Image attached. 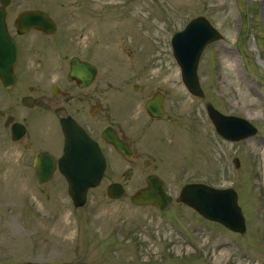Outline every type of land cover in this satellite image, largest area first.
<instances>
[{
	"label": "rangeland",
	"instance_id": "374dc122",
	"mask_svg": "<svg viewBox=\"0 0 264 264\" xmlns=\"http://www.w3.org/2000/svg\"><path fill=\"white\" fill-rule=\"evenodd\" d=\"M21 3L14 1L11 15L23 7H48L53 15L61 14L55 17L60 24L75 25L74 34L79 33L86 4L89 8L103 4L99 32L104 33L103 46L89 44L88 57L94 61L93 52L103 51L106 61L121 58L117 68L124 65L123 45L144 50L145 54L129 58L138 66L136 70L154 60L148 70L152 82L147 90L159 87L165 92V115L148 124L142 106L135 108L137 125L148 124L149 131L134 144L149 166L141 165L140 159L127 180L126 195L115 200L106 196L105 187L125 179L108 168L101 184L87 192L81 207H74L60 176L46 186L37 183L30 175V155L20 156L22 147L0 138V264H264V0ZM125 6L134 10L127 15ZM197 16L205 17L222 35L208 43L198 61L203 97L184 87L170 41ZM114 71L105 69L101 75L105 87L111 84L108 95H113L112 89L120 82V74L116 78ZM144 82L131 77L128 88ZM207 102L225 115L246 119L256 127V134L240 141L223 139L208 117ZM7 147L12 150L4 152ZM126 166L124 163L120 171ZM151 168L173 197L164 211L135 206L128 199L144 185ZM187 182L233 187L245 218V232H232L178 202L180 188Z\"/></svg>",
	"mask_w": 264,
	"mask_h": 264
},
{
	"label": "flooded vegetation",
	"instance_id": "af4514ba",
	"mask_svg": "<svg viewBox=\"0 0 264 264\" xmlns=\"http://www.w3.org/2000/svg\"><path fill=\"white\" fill-rule=\"evenodd\" d=\"M14 1L7 0V4L2 8L5 29L15 43L16 58L13 81L6 86L0 79V87L4 91V97L0 98V131L2 132L0 138L22 147L24 154L20 151V156L25 157L27 153L30 155L28 159L32 173L27 172L26 175L31 173L37 183L46 186L56 176H60L66 183L58 168V160L64 153L67 129L64 128L70 126L71 122L92 140L101 152L105 160L101 182L107 169L111 168L110 173L113 174L115 171L122 175L125 181L113 180L106 187L112 182H119L126 189L127 180L133 175L134 168L138 167V161L141 159V165L145 167L150 164L149 160L142 159L134 141L144 132L149 131V123L161 119L147 113L145 101L154 93H160L164 108L165 92L159 87L147 90L152 82L148 70L152 69L154 60H149L150 62L136 70L138 66L129 57L138 53L140 56L146 52L140 47L139 50H129L125 45L122 46L126 53V57L123 58L124 65L117 68L116 64L121 58L118 61H106L105 55L104 57L102 55L103 51L93 52L94 61L88 57L89 44L101 43L103 46L104 33H99L100 25L104 20L103 4L94 8H89V3L86 4L81 15L82 24L79 33L74 34L71 29L75 28V25L60 24L56 18L61 14L53 15L48 7H23L17 10L15 15H11L10 9ZM21 1L19 0V3ZM25 10L46 14L53 22V30L51 32L33 28L25 30L23 26H15L18 15ZM133 10L134 8L128 6L123 8V12L127 15ZM92 36H95V39L90 40ZM70 49H74V52H70ZM105 69L107 72L115 70L116 78L120 74V82H117V87L112 89L114 96L107 94L110 83L106 87L102 84L105 76L101 75ZM131 77L143 78L145 82L133 83L129 89ZM144 89L146 94L142 93ZM138 105L142 106L143 115L147 117L145 122H149L145 127L137 125L139 115L135 108ZM117 114L123 115L122 120L115 118ZM113 140L118 142L117 146L113 144ZM6 149L4 152L12 150L9 147ZM39 154L49 158L54 165L50 178L43 182H39L37 169L34 167L35 158ZM124 163L127 166L120 171ZM151 174L160 177L151 168L144 176V184L146 176ZM162 181L164 182L163 179Z\"/></svg>",
	"mask_w": 264,
	"mask_h": 264
},
{
	"label": "water",
	"instance_id": "95a60500",
	"mask_svg": "<svg viewBox=\"0 0 264 264\" xmlns=\"http://www.w3.org/2000/svg\"><path fill=\"white\" fill-rule=\"evenodd\" d=\"M0 8V79L4 85L13 81V68L16 58L14 41L8 36L2 19L7 0H1ZM15 26L53 30V22L39 11L25 10L21 12ZM222 35L203 16L192 18L185 27L174 33L171 39L173 56L180 68L181 80L185 88L195 96H203L197 76V65L202 50L211 41L220 39ZM161 96L153 95L146 100L145 109L152 117H161L164 109ZM206 111L215 130L229 140H240L256 133V128L246 119L224 115L215 109L211 103L206 104ZM69 124V123H67ZM67 128V129H66ZM64 153L58 160V168L67 182L68 194L74 206H81L88 188L100 182L105 163L97 145L70 122L65 127ZM115 146L118 142L112 141ZM122 152L123 150L120 149ZM236 165L238 161L235 159ZM52 161L37 155L34 167L37 169L39 182L46 181L54 168ZM106 195L112 199L121 198L124 188L120 183L113 182L106 187ZM172 198L166 194L164 183L156 175H148L145 185L129 196L130 203L137 206H154L159 210L165 209ZM178 201L190 206L204 218L216 221L231 231L244 233L245 223L241 209L237 203V194L233 188H214L203 183L185 184L178 195Z\"/></svg>",
	"mask_w": 264,
	"mask_h": 264
}]
</instances>
